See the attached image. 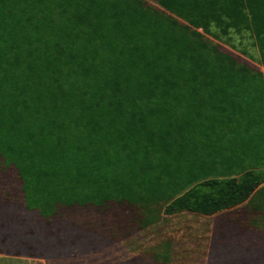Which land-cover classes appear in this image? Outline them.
Listing matches in <instances>:
<instances>
[{
  "label": "trees",
  "instance_id": "trees-1",
  "mask_svg": "<svg viewBox=\"0 0 264 264\" xmlns=\"http://www.w3.org/2000/svg\"><path fill=\"white\" fill-rule=\"evenodd\" d=\"M182 1L264 61V0ZM0 158L44 218L214 215L264 184V72L143 0H0Z\"/></svg>",
  "mask_w": 264,
  "mask_h": 264
},
{
  "label": "rangeland",
  "instance_id": "rangeland-1",
  "mask_svg": "<svg viewBox=\"0 0 264 264\" xmlns=\"http://www.w3.org/2000/svg\"><path fill=\"white\" fill-rule=\"evenodd\" d=\"M143 1L264 72L260 45L246 27L200 21L182 0ZM141 217L133 205L106 203L58 206L44 218L26 208L15 168L0 158V264H264V184L214 215L162 214L146 227Z\"/></svg>",
  "mask_w": 264,
  "mask_h": 264
}]
</instances>
